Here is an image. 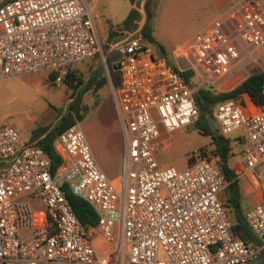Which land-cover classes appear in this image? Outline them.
<instances>
[{
	"label": "built area",
	"instance_id": "1",
	"mask_svg": "<svg viewBox=\"0 0 264 264\" xmlns=\"http://www.w3.org/2000/svg\"><path fill=\"white\" fill-rule=\"evenodd\" d=\"M98 41L85 0H0V77L43 69L63 74L96 52L104 60L120 51L112 99L122 134L114 183L98 167L76 119L56 135L55 168L36 140H24L0 123V264L255 260L264 247V103L248 111L238 98H228L211 111L220 134L240 129L237 137L246 143L233 178L250 179L258 189L257 201L244 212L257 243L231 230L221 198L229 180L216 154L208 157L197 148L183 167H161L153 148L160 129L183 127L198 115L194 89L177 71L194 70L201 84L216 87L248 52L264 51V0H229L215 12L179 48L190 67L168 63L139 31L112 42L106 52ZM64 184L92 207L93 226L80 223ZM94 231L109 243L100 255L91 241Z\"/></svg>",
	"mask_w": 264,
	"mask_h": 264
},
{
	"label": "rangeland",
	"instance_id": "2",
	"mask_svg": "<svg viewBox=\"0 0 264 264\" xmlns=\"http://www.w3.org/2000/svg\"><path fill=\"white\" fill-rule=\"evenodd\" d=\"M90 4L92 17L101 51L106 52L112 42L123 36L135 33L146 23L153 39L159 43L164 53L160 54L155 44L152 49L164 59L178 68L190 67L187 59L179 52L177 45L186 46L193 33L209 22L216 11L205 0H85ZM145 21L143 22V18ZM244 55V54H243ZM187 57L192 61L191 54ZM233 72L225 75V80L212 87L201 84L197 73L192 70L189 82L195 90L199 86L209 87L213 91L226 90L256 69H264L263 48L254 49L244 55L233 68ZM83 79L73 90V87L63 81V74H57L53 80L48 76L50 70L43 69L34 72H24L0 77V123L11 125L24 140H32L44 127L50 128L63 113L74 116L77 111L82 118L77 122L82 129L86 141L93 149L95 159L104 164V172L114 182H118L121 170L122 148L118 159L116 144L109 143L108 138L120 121L112 99V89L116 87L118 71L110 66L107 56L100 59L98 52L83 58L65 69ZM103 75L105 82L93 88L92 84L85 86L86 78L93 74ZM76 96V99L74 98ZM73 108L67 110L68 103ZM209 132L203 134L194 121L175 128L169 132L160 129V134L154 142L153 153L157 164L181 168L186 164L189 153L201 149L204 155L215 157L214 143L211 134H217L218 124L212 114L205 117ZM121 129V126H120ZM240 129L227 133L230 145L228 165L234 169L246 143L239 137ZM97 136H103L100 142ZM235 136V137H234ZM114 137V134H113ZM122 143V134L120 130ZM112 140V139H111ZM216 154V155H215ZM239 215L243 218L247 208L256 201L258 189L250 179L238 178ZM226 196V190L221 192V198ZM223 199V198H222ZM225 209L232 221L233 209L225 203ZM91 241L100 255L109 247V243L94 231ZM264 264V256L239 264Z\"/></svg>",
	"mask_w": 264,
	"mask_h": 264
},
{
	"label": "trees",
	"instance_id": "3",
	"mask_svg": "<svg viewBox=\"0 0 264 264\" xmlns=\"http://www.w3.org/2000/svg\"><path fill=\"white\" fill-rule=\"evenodd\" d=\"M145 27L146 23L142 25L139 33L144 38L155 44L159 53L163 54L164 50L162 46L153 39L149 33V30ZM173 70L177 71L175 67H173ZM177 72L184 78L186 82H189V77L192 73L191 69H183ZM97 74L98 73H93L89 75L85 80V86H89L90 84H92L93 88L101 86L105 82V77L103 75L98 76ZM56 75V70H50L48 72V76L51 80H53ZM63 81L70 84L73 87V90H75V88L83 82V79L75 76L73 73L67 70L63 76ZM263 86L264 69H256L251 71L249 74L226 90L213 91L209 89V87H197L193 91L194 103L198 109V115L194 120V125L199 130H201L203 134L208 133V123L205 117L211 114L212 108L217 102L228 98H238L241 104L247 106L264 103V97L261 93ZM74 98L76 99V96ZM66 108L68 111L71 110L73 108V103H68ZM81 118L82 114L77 111L74 112L73 117H70L69 113L65 112L55 120L50 128L44 127L37 133L36 142L42 146L49 156L51 168H55V166L60 162V156L53 147V141L55 140L57 133L67 124L73 122L74 119L78 120ZM211 137L214 143V152L218 156V165L224 176L229 180L226 186V196L224 197L223 201L233 209L234 215L232 216L231 230L239 237L247 241L257 243V239L249 229L244 217L242 218L239 215L240 193L238 189V179L233 178V169L227 163V159L230 155L229 139L226 135H222L220 133L211 134ZM201 152L204 154L202 150ZM63 189L65 196L80 223H82L86 228L93 226L96 221V214L92 207L83 198L71 192L66 184H64ZM260 253H262L264 256V247Z\"/></svg>",
	"mask_w": 264,
	"mask_h": 264
},
{
	"label": "crops",
	"instance_id": "4",
	"mask_svg": "<svg viewBox=\"0 0 264 264\" xmlns=\"http://www.w3.org/2000/svg\"><path fill=\"white\" fill-rule=\"evenodd\" d=\"M229 0H205V2L206 3H208V4H211L212 6H213V11H216L217 9H219V8H222V7H224L225 5H226V3L228 2ZM178 46H180V47H183L182 45H177V47ZM179 47V48H180ZM118 78V77H117ZM116 83H117V81H116ZM244 106V108H246L248 111H251L252 109H254V105H250V106H247V105H243ZM77 120V119H76ZM120 126H117L116 127V131H113V134H114V137H113V134L111 133L110 134V136H109V138H108V142H106L107 143V145H109V143H111V141H112V143H113V141H114V143L116 144V146H117V153H118V159H119V155H120V150H121V148H122V143H121V138H120ZM40 136V135H39ZM235 137V136H234ZM97 138L99 139V141L100 142H103V136H97ZM37 139V137H35V138H33L32 140H36ZM112 139V140H111ZM88 143V142H87ZM88 146H89V144H88ZM53 147L55 148V149H58V144H57V142H56V140H54L53 141ZM89 149H90V151H91V153H92V156H93V158H94V160L96 161V163H97V165H98V167L102 170V171H104L103 169H104V164L101 162V161H99L97 158L95 159V154H94V152H93V149L89 146ZM105 173V172H104ZM106 174V173H105ZM107 175V174H106ZM108 176V175H107ZM255 186V185H254ZM256 187V186H255ZM257 188V187H256ZM258 196H259V192H257V196H256V201H257V199H258ZM222 198L224 199V197L222 196ZM255 201V202H256ZM261 255H263L262 253H260ZM259 254V255H260ZM254 264H257L256 263V261H254Z\"/></svg>",
	"mask_w": 264,
	"mask_h": 264
},
{
	"label": "water",
	"instance_id": "5",
	"mask_svg": "<svg viewBox=\"0 0 264 264\" xmlns=\"http://www.w3.org/2000/svg\"><path fill=\"white\" fill-rule=\"evenodd\" d=\"M145 21V17L143 18V22ZM107 55V58L109 61H111V66L113 69H117L119 66V62L117 61L118 57L120 56V51L119 50H114L110 53L105 54ZM213 246H216V244H214Z\"/></svg>",
	"mask_w": 264,
	"mask_h": 264
}]
</instances>
